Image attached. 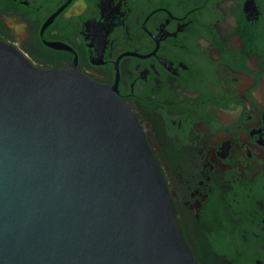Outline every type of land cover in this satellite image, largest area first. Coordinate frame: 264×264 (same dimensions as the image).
<instances>
[{"label":"flooded vegetation","instance_id":"af4514ba","mask_svg":"<svg viewBox=\"0 0 264 264\" xmlns=\"http://www.w3.org/2000/svg\"><path fill=\"white\" fill-rule=\"evenodd\" d=\"M0 38L115 88L199 264H264V0H0Z\"/></svg>","mask_w":264,"mask_h":264},{"label":"water","instance_id":"95a60500","mask_svg":"<svg viewBox=\"0 0 264 264\" xmlns=\"http://www.w3.org/2000/svg\"><path fill=\"white\" fill-rule=\"evenodd\" d=\"M0 264H199L115 88L1 38Z\"/></svg>","mask_w":264,"mask_h":264}]
</instances>
